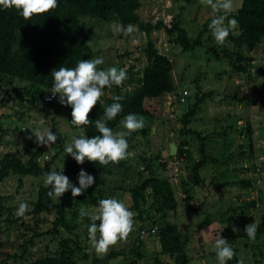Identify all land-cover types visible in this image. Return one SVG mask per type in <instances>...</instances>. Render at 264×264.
Instances as JSON below:
<instances>
[{"label":"rangeland","instance_id":"374dc122","mask_svg":"<svg viewBox=\"0 0 264 264\" xmlns=\"http://www.w3.org/2000/svg\"><path fill=\"white\" fill-rule=\"evenodd\" d=\"M241 1L233 0L231 12L240 7ZM140 2L141 7L138 13L144 20L155 22L157 17L158 20L162 19L166 25H169L170 22L166 20L169 19L167 15L169 14L171 19L172 16L179 14L182 28L186 30L190 38H195L204 21L213 15L210 6L202 0H140ZM80 21L85 25V33L89 41L91 40L92 59L102 57L104 60V64L99 66L101 69L114 66L118 69L124 68L129 72L132 68L133 77L137 78L141 75L146 62L140 57L139 50L147 42L148 37L145 34L138 36L131 34L126 37L122 33L117 34L113 31L112 26L115 22H104L89 17H82ZM150 38L156 46L159 42L161 52L167 54L171 61L177 86L176 94L187 90L189 96L185 104L178 105L173 102L169 108L166 106L167 95L147 103L148 108L156 117L152 127L155 132L150 136L152 137L150 143L141 137L129 140V145L135 144V147L131 151L132 156L128 160V165L137 166V160L133 158L137 153H144L147 158L153 157L154 159L156 155H159L160 162H168L169 168L167 164L164 174L171 178L177 164L168 157L169 145L179 143L178 132L181 127L179 119L196 99V84L200 87L199 97L205 93L210 94L199 104L188 128L200 133V136L206 139L207 154L221 160L210 163L200 170L199 174L206 179L207 185L199 189L181 185V181H188L186 161L183 160L184 176L178 178L175 183L172 181L174 195L179 206L175 213L168 214L165 222L178 225L181 232L183 231V237L189 234L190 238L186 246L189 264H218L214 243L223 225L227 224L228 227L235 226L239 229L246 226V221L249 219L257 224L259 213H264V40L250 54L253 57V63L249 73L238 74L231 71L228 61L211 59L206 53L205 46L196 47L193 51H182L179 46L170 42L162 31L153 32ZM125 53L129 56L121 57ZM128 59L132 62L128 63ZM128 76L129 73H127ZM18 82L16 80L14 85H11L16 88H23L27 85L18 84ZM131 88L132 86L127 84L123 90ZM7 90L5 93L2 92L5 103L0 104V159L6 153H13L26 161L30 144L39 138L37 133L47 128L57 136V140L49 147L43 145L42 151L49 156L50 160L61 147L62 151L56 158H53L50 169H62L63 164L70 159L65 146L71 143L73 134L78 135L80 131L69 127L67 122L69 107L62 106L58 102L59 98L52 103L43 104L41 95L45 92L42 89H38L34 94L26 93V91L16 94L7 92ZM109 90V88L104 89L103 99L108 97ZM24 100L28 103H24ZM42 119L45 121L43 125L40 123ZM246 123L250 124L253 133L252 152H249L248 140L243 130ZM230 125L231 129H228ZM189 142L194 152L199 141L193 137L189 139ZM253 166L260 167L261 172L254 173ZM123 180V176L121 177L117 172L108 177L111 187L123 184L122 186L126 189V191L115 190L112 198H117L130 207L131 198L127 189L135 183L136 178L126 179L124 182ZM242 180L251 181L252 187L245 188L240 185ZM69 181L72 183V180ZM210 182L211 185H209ZM225 182L229 184L224 185ZM42 184H44L42 178L25 177L22 179V185L19 186L16 176H11L0 183L2 203L11 210L10 214L6 210L0 213V253H3L1 258L6 260L5 264H20L9 257L19 253L18 245H22L32 236L29 229L21 226V222L23 221L30 227L34 225L35 218L30 214L31 203L35 200L36 191ZM186 190L189 191L188 194L185 193ZM67 193L63 195L64 199L68 196ZM246 201H254L256 205H259V210H249L248 219L239 215V206L247 203ZM21 202L27 203L28 210L23 216H17ZM69 206L71 202L67 205ZM190 209H194L196 213ZM148 210L149 205L144 206L142 216L144 220L139 219L137 212L134 211L136 213L134 230L126 241L113 247L109 253L129 249L136 243L140 229L150 227L149 218L152 213ZM40 217L42 222L39 228L41 231H47L54 216L41 215ZM156 218L160 224L162 219H158V216ZM90 224L79 215L76 233L80 237L83 250L75 257L77 264H90L94 257L100 258L88 238L87 229ZM97 235L99 236V233ZM57 240L58 238H53V236L36 239L34 246L30 248L33 258L53 252L56 249ZM142 242L145 258L141 264H148L154 254L159 252V243L155 236L144 238ZM259 243L262 241L250 239H237L233 243L239 264H254L255 260H262L258 248ZM130 260V255L126 258L119 256L109 261V264H129ZM165 260L169 261L168 258Z\"/></svg>","mask_w":264,"mask_h":264},{"label":"trees","instance_id":"16d2710c","mask_svg":"<svg viewBox=\"0 0 264 264\" xmlns=\"http://www.w3.org/2000/svg\"><path fill=\"white\" fill-rule=\"evenodd\" d=\"M140 7V0H58V7L55 10L30 20H25L15 9L4 10L0 8V104L4 105L5 103L2 92L5 93L7 89H9L7 92L16 94L22 91L34 94L38 89L48 93L54 83L51 75L53 69L58 70L60 66L73 68L82 59H92L93 51L90 45H86L89 42V37L84 30L85 25L80 21L82 17L104 22H118L125 26L131 24L137 29L133 33L134 36L145 34L148 37L140 55L146 62L145 66L139 77H133L132 68H130L127 72L130 74L122 86L109 88L108 97L101 98V101L89 114L93 124L85 126V133L89 138L99 134L94 126L95 120L101 119L106 107L116 102L114 97L119 96L122 98L119 103L122 104L123 109L114 120L106 122L107 126L113 131H123L122 121L125 116L133 113L142 116L145 127L132 133L127 139L129 141L131 138L141 137L150 143L156 117L153 111L148 108L147 103L158 100L166 94H175L177 91L171 61L167 54L159 53L155 43L150 38L153 32H164L170 42L179 46L182 51H193L196 47L205 46L206 53L211 59L228 61L231 71L238 74L249 73L253 63V57L250 54L264 40V0H242L240 7L236 11L230 12L228 18L236 19L238 28L230 33L227 37L228 43L224 46L217 45L212 36L209 25L213 15L204 21L197 36L190 38L186 30L182 28L179 14L172 16L171 24L168 27L162 19L155 22L142 19L138 13ZM124 56L128 57L129 54L125 53L121 57ZM16 80L19 81L18 84L25 83L27 85L23 88H16L13 86ZM195 82L197 81L195 80ZM133 83L135 85H132ZM127 84H130L132 88L124 91L123 89ZM196 87L194 103L179 119L181 124L178 132L180 140L176 144L178 148L176 157L185 159V168L188 171V181H181V185H189L192 189L206 187V179L200 176V170L210 163L221 160L207 154L206 139L201 137L200 133L188 128L199 104L210 95L205 93L199 97L200 87L198 84ZM26 100L24 103H28ZM71 119V108L69 107L67 119L69 127L72 130H80L71 124ZM228 129H231V125ZM53 130L55 129L53 128ZM243 130L248 140L249 152H252L253 133L250 124L246 123ZM223 132L225 134V131ZM193 137L199 141L198 147L194 150L195 153L192 151L193 147L189 142V139ZM134 145H129L128 150L130 152L132 149L134 150ZM42 147L43 145L39 144V138H36L35 142L30 144L26 161L13 153L4 154L0 159V183L11 176L18 178L19 186L22 185V179L25 177L45 179V172L51 170L53 158H56L62 148L59 147L56 155L41 165L37 162V158L43 153ZM134 156L133 158L137 160L136 167L128 165V160L131 158L121 161L117 165L110 163L108 166H101L98 162H85L83 165H78L70 157L63 164L62 169H55L54 171L57 172L63 171V174L72 180V184L76 187L79 186L78 174L81 170L93 176L95 182L81 196L73 198L71 191H69L66 199L62 197L60 200L48 195V192L51 191L50 186L45 183L40 185L36 191L35 200L31 203L30 214L35 218L34 225L30 227L23 221L21 222V226L29 229L32 236L22 245H18L19 253H15L9 258L13 259L14 262L18 261L20 264H77L75 257L77 253L83 250L80 237L76 233L81 209L92 212L98 207L100 200L112 198L115 190L126 191L122 186L123 184L111 187L108 183V177L117 172L121 177L123 176L124 180L136 178L135 183L131 184L127 191L131 198L129 208L131 211L137 212L139 219L144 220L142 217L144 206L149 205L148 211L152 213L149 218L151 220L150 227L142 229L157 227L155 237L158 240L160 250L154 254L148 264H189L186 253L189 234L187 233L183 237V231L181 232L178 225L165 222L168 214L170 212L175 213L179 206L174 195L171 178L164 174L167 162H160L159 155H156L155 159L153 157L147 158L144 153H137ZM257 168L259 174L261 168ZM252 169L255 173L256 168L253 166ZM228 184L227 182L224 183V185ZM240 185L251 188L252 182L242 180ZM185 193L188 194L189 191L186 190ZM70 202L71 206L67 207ZM246 202L239 206V215L243 216L244 219L247 218L249 210H259V205L256 208L254 201ZM5 210L9 214L11 213V210L4 206L2 198H0V213ZM190 210L196 213L194 209ZM41 215L54 216L47 231H41L39 228L42 222ZM157 216L158 219H162L160 224ZM81 218L92 223L90 216H81ZM96 223L98 224L99 221ZM246 223L252 222L249 219ZM256 225L255 240L262 241L258 245L262 260H255L254 264H264V252L262 254L264 251V213H259ZM232 228L227 227L220 233L222 238H225L232 247L237 239L249 240L244 233L245 226L239 228L236 233L232 231ZM44 236L58 238L56 249L53 252L33 258L30 248L34 246L36 239ZM143 250V242L137 238L136 243L129 249L112 251L105 258L94 257L90 264H109V261L119 256L126 258L129 255L131 256L129 264H141L145 258ZM1 255L3 256V253H0V264H5L6 260H3ZM165 258H168L169 261H166ZM227 264H239L236 252L234 258Z\"/></svg>","mask_w":264,"mask_h":264},{"label":"clouds","instance_id":"9594fccd","mask_svg":"<svg viewBox=\"0 0 264 264\" xmlns=\"http://www.w3.org/2000/svg\"><path fill=\"white\" fill-rule=\"evenodd\" d=\"M202 2L210 6L213 12L209 25L213 38L217 45L224 46L228 43L227 37L230 33L238 28V21L228 18L233 8V0H202ZM57 7L58 0H0V8L15 9L25 20L42 16ZM112 27L115 33H122L126 37L137 31L136 27L131 24L125 26L117 22ZM90 43L91 40L86 45ZM103 64L102 57L82 59L73 68L60 66L58 70L51 71L54 83L49 92L51 94L49 99L58 97V102L62 106L70 107L71 124L80 129L79 134H73L71 143L65 146L67 156H70L78 165H83L85 162H98L101 166H108L110 163L117 165L129 159L132 153L128 150L127 137L145 127L144 118L134 113L124 117L123 131H113L107 126L106 122L114 120L123 109L122 104L119 103L122 98L117 96L114 97L116 102L106 107L103 117L94 122L99 134L91 138L86 135L85 126L93 124L89 114L105 95L104 89L122 86L128 78L126 69H118L114 66L101 69L99 66ZM44 122L42 119L41 125ZM37 136L39 144L47 147L55 144L57 140V136L47 128L37 133ZM44 177V183L51 187L48 195L58 200L69 191L73 198L81 196L95 182V178L84 170L78 174V187L69 181L63 171L50 170L45 172ZM27 210V203L21 202L16 214L23 216ZM80 215L90 216L92 223L87 229L88 238L100 258L106 256L119 243L126 241L134 230L136 213L117 198L100 200L98 207L92 212L82 208ZM97 221H99L98 224ZM226 227L228 225L224 224L223 229ZM232 231L236 233L239 230L233 226ZM256 232L255 222L247 224L244 228V233L252 241L256 238ZM220 233L214 243L216 259L218 264H227L234 258L235 251Z\"/></svg>","mask_w":264,"mask_h":264},{"label":"built area","instance_id":"2783aa9c","mask_svg":"<svg viewBox=\"0 0 264 264\" xmlns=\"http://www.w3.org/2000/svg\"><path fill=\"white\" fill-rule=\"evenodd\" d=\"M165 18L166 17H164V19ZM167 18H169V19H166V20H168V22H170V23H169V25H166L165 23L164 24L169 27L170 24H171L172 18L170 19V15L169 14L167 15ZM155 19L158 20L157 17ZM156 47L159 50V53L160 54L165 55V53L164 52H161V49L159 48V42H157V46ZM142 49H143V47L139 50L140 51V55H141V50ZM127 62L128 63H131L132 61L130 59H128ZM166 95L168 96L167 97L168 100H167L166 106L169 108V107L172 106V103L173 102H176L178 105L179 104H185L186 101H187V97L189 96V92L187 90H184L180 94L171 93V94H166ZM50 96H51V94L49 92L43 94L42 97H41L42 103L43 104L51 103V102H53L57 98V97H55V98L49 99ZM172 159L175 161L173 163L177 164V166L174 169L175 171L171 175L172 176L171 177V183H172V181H173V183H175L178 180V178L184 176L183 169H182V166H183V164H182L183 158H178L175 155L174 157H172ZM48 160H49V156L46 155V154H44V152L37 158V162L40 163V164L45 163ZM167 164H168V162H167ZM168 168H169V164H168ZM255 173L258 174V168L257 167H256ZM173 183H172V185H173ZM257 207H258V204L256 205V208ZM156 232H157V227L156 226L152 227L151 229H142L138 233V239L140 241H142L144 238L153 237V236L156 235Z\"/></svg>","mask_w":264,"mask_h":264},{"label":"water","instance_id":"95a60500","mask_svg":"<svg viewBox=\"0 0 264 264\" xmlns=\"http://www.w3.org/2000/svg\"><path fill=\"white\" fill-rule=\"evenodd\" d=\"M154 128H152V134L154 133ZM152 138V137H150ZM177 145L175 143H170L169 145V156L174 157L177 154Z\"/></svg>","mask_w":264,"mask_h":264}]
</instances>
